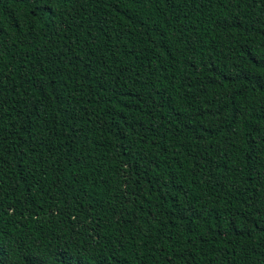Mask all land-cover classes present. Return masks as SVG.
Listing matches in <instances>:
<instances>
[{
    "label": "trees",
    "instance_id": "obj_1",
    "mask_svg": "<svg viewBox=\"0 0 264 264\" xmlns=\"http://www.w3.org/2000/svg\"><path fill=\"white\" fill-rule=\"evenodd\" d=\"M0 264H264V0H0Z\"/></svg>",
    "mask_w": 264,
    "mask_h": 264
}]
</instances>
